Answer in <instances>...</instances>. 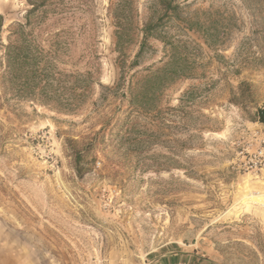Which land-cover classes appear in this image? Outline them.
<instances>
[{
	"label": "rangeland",
	"instance_id": "rangeland-1",
	"mask_svg": "<svg viewBox=\"0 0 264 264\" xmlns=\"http://www.w3.org/2000/svg\"><path fill=\"white\" fill-rule=\"evenodd\" d=\"M33 3L27 31L87 92L42 105L0 86V264H264V0H177L171 20L130 0L120 48L121 0H0L4 45ZM151 17L188 67L137 109L173 53L152 38L137 57Z\"/></svg>",
	"mask_w": 264,
	"mask_h": 264
},
{
	"label": "trees",
	"instance_id": "trees-1",
	"mask_svg": "<svg viewBox=\"0 0 264 264\" xmlns=\"http://www.w3.org/2000/svg\"><path fill=\"white\" fill-rule=\"evenodd\" d=\"M121 1L123 3L115 9L114 13L119 48L131 38L133 29V8L127 5L130 0ZM176 1L159 0V5L165 14L164 17L166 16L170 20L174 16L179 18L180 6L174 4ZM32 5L33 9L27 16V24L17 25L8 45H4L1 40L5 19L0 14V86L3 88L4 93L8 95L17 97L20 100L36 101L42 105H49L52 102L61 105L62 101L56 98L65 97L68 94L70 100H66L71 101L74 105L85 96L87 90H82L76 85L70 88V91L63 87L64 78L69 77L64 72L58 71V63L62 60L63 48L58 44L47 49L43 45V38L40 35H35L33 29L29 32L26 29L33 24V16H35L38 9L37 3ZM158 21H154L151 17L145 25L142 31L141 50L137 57L140 58L143 55L146 46H148V40L152 38L161 40L166 47L171 45L173 53L171 60L165 62L161 68L154 71L151 70L152 68L149 69V75L145 77V85L142 88L138 91L131 89L130 104L137 109H144L148 104L156 103L160 92L166 86L186 76L188 63L182 52L186 45L184 43L176 45L168 42L159 29L160 24ZM89 75L92 76L90 73ZM70 77L78 80L80 76L70 75ZM86 77L89 76L86 75ZM53 81H56L58 85L55 86ZM257 118L258 122L264 125V108L258 110ZM85 158L86 153L80 151L75 153V165L79 173L81 172L79 166Z\"/></svg>",
	"mask_w": 264,
	"mask_h": 264
},
{
	"label": "built area",
	"instance_id": "built-area-1",
	"mask_svg": "<svg viewBox=\"0 0 264 264\" xmlns=\"http://www.w3.org/2000/svg\"><path fill=\"white\" fill-rule=\"evenodd\" d=\"M264 154V151L263 150H261V152H260V155H263Z\"/></svg>",
	"mask_w": 264,
	"mask_h": 264
}]
</instances>
